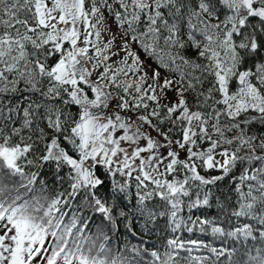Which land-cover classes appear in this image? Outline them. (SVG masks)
Masks as SVG:
<instances>
[{
	"label": "snow or ice",
	"instance_id": "snow-or-ice-1",
	"mask_svg": "<svg viewBox=\"0 0 264 264\" xmlns=\"http://www.w3.org/2000/svg\"><path fill=\"white\" fill-rule=\"evenodd\" d=\"M0 264H264V0H0Z\"/></svg>",
	"mask_w": 264,
	"mask_h": 264
},
{
	"label": "trees",
	"instance_id": "trees-1",
	"mask_svg": "<svg viewBox=\"0 0 264 264\" xmlns=\"http://www.w3.org/2000/svg\"><path fill=\"white\" fill-rule=\"evenodd\" d=\"M199 214V213H197ZM185 237H188L190 234L188 233H184L183 234ZM193 238H195V236H193ZM151 244L155 245V244H158L159 243V240H157L156 238H153L151 241H150Z\"/></svg>",
	"mask_w": 264,
	"mask_h": 264
}]
</instances>
